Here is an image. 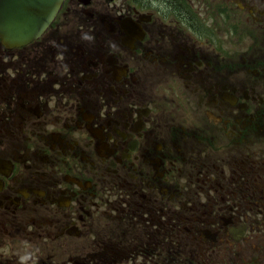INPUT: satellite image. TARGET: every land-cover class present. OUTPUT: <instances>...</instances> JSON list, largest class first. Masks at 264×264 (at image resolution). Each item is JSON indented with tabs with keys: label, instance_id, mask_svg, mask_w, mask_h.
Wrapping results in <instances>:
<instances>
[{
	"label": "flooded vegetation",
	"instance_id": "flooded-vegetation-1",
	"mask_svg": "<svg viewBox=\"0 0 264 264\" xmlns=\"http://www.w3.org/2000/svg\"><path fill=\"white\" fill-rule=\"evenodd\" d=\"M0 39V264H264V0H67Z\"/></svg>",
	"mask_w": 264,
	"mask_h": 264
},
{
	"label": "water",
	"instance_id": "water-1",
	"mask_svg": "<svg viewBox=\"0 0 264 264\" xmlns=\"http://www.w3.org/2000/svg\"><path fill=\"white\" fill-rule=\"evenodd\" d=\"M65 0H0V37L20 46L39 37Z\"/></svg>",
	"mask_w": 264,
	"mask_h": 264
}]
</instances>
